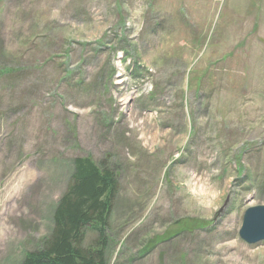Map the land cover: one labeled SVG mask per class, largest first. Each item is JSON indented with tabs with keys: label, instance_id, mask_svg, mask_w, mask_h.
Wrapping results in <instances>:
<instances>
[{
	"label": "rangeland",
	"instance_id": "1",
	"mask_svg": "<svg viewBox=\"0 0 264 264\" xmlns=\"http://www.w3.org/2000/svg\"><path fill=\"white\" fill-rule=\"evenodd\" d=\"M81 157L117 180L107 264H264L238 236L264 205V0H0V264L48 239Z\"/></svg>",
	"mask_w": 264,
	"mask_h": 264
},
{
	"label": "trees",
	"instance_id": "2",
	"mask_svg": "<svg viewBox=\"0 0 264 264\" xmlns=\"http://www.w3.org/2000/svg\"><path fill=\"white\" fill-rule=\"evenodd\" d=\"M66 191L52 214L53 228L41 248L20 264H107L105 230L117 193L113 172L76 158ZM95 231L94 246H83L86 231Z\"/></svg>",
	"mask_w": 264,
	"mask_h": 264
},
{
	"label": "water",
	"instance_id": "3",
	"mask_svg": "<svg viewBox=\"0 0 264 264\" xmlns=\"http://www.w3.org/2000/svg\"><path fill=\"white\" fill-rule=\"evenodd\" d=\"M238 236L248 245L264 241V206L250 207L244 211Z\"/></svg>",
	"mask_w": 264,
	"mask_h": 264
},
{
	"label": "bare ground",
	"instance_id": "4",
	"mask_svg": "<svg viewBox=\"0 0 264 264\" xmlns=\"http://www.w3.org/2000/svg\"><path fill=\"white\" fill-rule=\"evenodd\" d=\"M264 206V205H263Z\"/></svg>",
	"mask_w": 264,
	"mask_h": 264
}]
</instances>
